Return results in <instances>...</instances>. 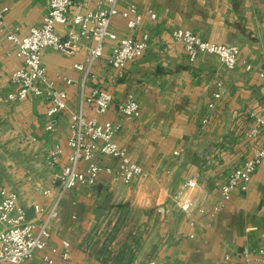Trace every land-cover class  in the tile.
Returning <instances> with one entry per match:
<instances>
[{
    "label": "crops",
    "instance_id": "obj_1",
    "mask_svg": "<svg viewBox=\"0 0 264 264\" xmlns=\"http://www.w3.org/2000/svg\"><path fill=\"white\" fill-rule=\"evenodd\" d=\"M131 4L144 12L139 29L127 28L132 15L116 16L113 27L123 35L149 33L151 43L143 58L128 64L123 77L108 64L113 42H107L104 58L94 67L95 80L86 86L81 85L82 73L74 68L85 61V45L72 57L50 48L43 52L48 77L68 93L69 109L54 133L46 129L48 98L8 99L14 90L8 77L22 66V60L16 46L5 34L0 35V92H5L0 95V121H9L1 131L14 139L11 145L28 153L61 146V163L65 164L70 153L71 114L79 109L81 96L98 85L114 96L112 107L100 121L122 126L115 141L145 170L142 178L130 184L103 174L95 186L69 192L60 205L61 221L50 222L49 246L35 254L33 263L47 264L45 257H50L58 264H145L150 260L159 264H244L245 248L257 259V250L264 248V162L245 188L235 190L222 212L194 227L189 218L172 209L171 195L195 178L219 196V185L254 154L256 140L250 134L257 118H264V0H121V12ZM0 8H8L4 33L15 31L20 38L41 26L48 13L45 0H0ZM89 9H97V0H90ZM150 10L156 19H151ZM70 29L57 26L61 36ZM178 29L190 30L211 43L238 46L236 68H225L211 54H201L190 63L184 47L172 37ZM62 77L77 84L67 86ZM218 80L225 94L209 108ZM130 94L139 102L141 116L126 122L117 105ZM84 113L95 117L90 105H85ZM176 152L182 157H176ZM42 161L51 182L54 169L45 158ZM102 164L117 167L111 158ZM105 190L112 200L90 233ZM18 194L27 210L36 204H51L43 192L36 196L28 190L26 200ZM65 243L71 251L67 261L61 258Z\"/></svg>",
    "mask_w": 264,
    "mask_h": 264
},
{
    "label": "built area",
    "instance_id": "obj_2",
    "mask_svg": "<svg viewBox=\"0 0 264 264\" xmlns=\"http://www.w3.org/2000/svg\"><path fill=\"white\" fill-rule=\"evenodd\" d=\"M48 13L41 26L33 27L29 34L20 38L17 32L4 33V20L8 8H0V35L11 41L17 48V56L22 66L9 75L8 81L14 87L8 99L20 101L30 95L46 97L49 107L46 112L48 119L47 131L54 133L61 115L69 109L68 93L64 88L56 87L42 64L43 52L50 48L65 56H75L82 45L86 46L85 61L76 63L74 68L82 73L81 85L95 80L93 73L95 64L105 56L107 42H113L108 64L120 75L124 76L128 64L144 57L150 48L151 36L142 32L140 37L135 34L123 35L113 27L116 16L129 18L127 28L137 31L143 21L144 12L136 4H131L121 12V0H97V9H89L90 0H45ZM151 19L156 14L149 11ZM70 26L65 36L57 32V26ZM264 33V16L262 18ZM175 42L181 44L188 61L195 63L201 54L217 56L223 66L229 70L236 68L240 48L211 43L203 40L190 30L178 29L172 33ZM251 70L252 66L247 65ZM61 82L67 86L77 82L62 77ZM217 91L209 108L222 99L225 94L223 82L217 81ZM114 103L113 94L106 89L94 85L90 93L81 96L79 109L71 114L69 124L70 153L67 162L61 163L63 149L55 146L46 152L45 160L54 169L50 186L43 190V195L51 199L48 207L39 204L33 206L34 218L27 220V208L20 202L17 191L0 188V264H34L36 253L49 246L52 236L50 222L61 221L60 205L69 192L79 186H95L103 174L113 176V181L130 184L144 176V168L136 162L128 150L121 147L115 138L122 129L120 124L101 122ZM85 105H90L95 117H87ZM121 120L132 122L140 118L141 108L135 95L130 94L117 105ZM256 128L250 137L255 139L254 154L245 163L235 169L228 179L219 185V196H213L195 179H188L182 189L173 197L171 207L174 211L189 218L192 227L204 219L214 218L239 187H246L253 174L264 162V118L258 117ZM258 136H261L259 139ZM176 152L175 155H178ZM105 158L117 161V167L102 164ZM61 258H71L70 246L64 244ZM56 253V250H53ZM244 264H264V248L257 250L258 258L252 259L249 248L244 251ZM47 264H58L54 259L45 257ZM145 264H159L150 260Z\"/></svg>",
    "mask_w": 264,
    "mask_h": 264
},
{
    "label": "rangeland",
    "instance_id": "obj_3",
    "mask_svg": "<svg viewBox=\"0 0 264 264\" xmlns=\"http://www.w3.org/2000/svg\"><path fill=\"white\" fill-rule=\"evenodd\" d=\"M0 95L3 97L5 92H0ZM8 125L7 119L0 121V188L17 191L25 200L28 190L39 196L43 189L51 183L49 182V171L43 168L42 160L46 152L40 150L28 153L22 147L11 145L14 139H10V135L1 131V128L4 129ZM175 156L182 157L180 152ZM174 193L175 191L172 192V199L175 196Z\"/></svg>",
    "mask_w": 264,
    "mask_h": 264
},
{
    "label": "water",
    "instance_id": "obj_4",
    "mask_svg": "<svg viewBox=\"0 0 264 264\" xmlns=\"http://www.w3.org/2000/svg\"><path fill=\"white\" fill-rule=\"evenodd\" d=\"M112 200L111 195L109 194L108 191H103L102 193V197H101V201L98 205V208L95 210L94 214H95V218L93 223L90 226V233L96 228V225L98 224V222L100 221V219L103 217L105 211L107 210V208L110 205V202ZM27 220H32L34 218V210L33 208L27 211Z\"/></svg>",
    "mask_w": 264,
    "mask_h": 264
}]
</instances>
